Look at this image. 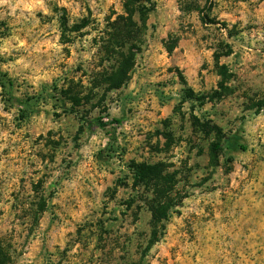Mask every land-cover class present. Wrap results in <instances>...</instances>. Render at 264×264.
<instances>
[{"label": "rangeland", "instance_id": "rangeland-1", "mask_svg": "<svg viewBox=\"0 0 264 264\" xmlns=\"http://www.w3.org/2000/svg\"><path fill=\"white\" fill-rule=\"evenodd\" d=\"M125 2L0 0V264H264V0Z\"/></svg>", "mask_w": 264, "mask_h": 264}, {"label": "trees", "instance_id": "trees-1", "mask_svg": "<svg viewBox=\"0 0 264 264\" xmlns=\"http://www.w3.org/2000/svg\"><path fill=\"white\" fill-rule=\"evenodd\" d=\"M149 0H126L124 4V10L127 16H121L119 17V21L115 24L116 26L119 24V22L123 23L122 27H116V30L118 31L117 35V44L118 49H123L124 46H126V43L131 40L130 34L132 32V27H136V23L134 22V17L137 14L141 15V22L145 26L146 20L144 19L143 16H145L141 9H145L142 7L144 4H147ZM119 44L120 47H119ZM119 60L121 61L117 62L118 64V70L114 71L111 75L105 74L101 77V80L99 81L98 87L100 85H105L108 86V89L111 91L114 90H119L122 87H124L128 81L130 80V73L133 69V58L132 55L129 57H126L124 54H118ZM114 124H120V121L114 120L111 123H108L107 125L113 127ZM103 125V126H107ZM227 143L230 147V149L240 147L238 145V142L234 138H230L227 140ZM217 150H221L222 146H215ZM242 150H246L244 147H240ZM164 171L160 168V165H146V164H141V165H135L134 166V180L138 186H146L150 187L152 186H157L158 182L163 181ZM159 207V206H158ZM158 207H153L151 208L154 213L157 212ZM164 212V214L167 213L168 207L165 208H160ZM164 216V217H163ZM162 217H157L155 218V225H162L163 221L166 220V215H163ZM157 240H152L147 248V252L151 250L153 245L157 243ZM146 258V255L143 256V259ZM145 261V260H144Z\"/></svg>", "mask_w": 264, "mask_h": 264}]
</instances>
